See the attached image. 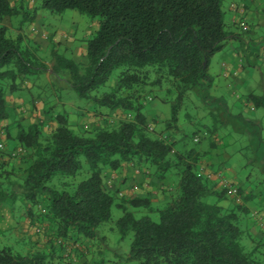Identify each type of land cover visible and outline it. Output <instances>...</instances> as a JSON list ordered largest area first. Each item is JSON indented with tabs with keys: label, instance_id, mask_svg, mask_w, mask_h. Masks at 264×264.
Masks as SVG:
<instances>
[{
	"label": "trees",
	"instance_id": "trees-1",
	"mask_svg": "<svg viewBox=\"0 0 264 264\" xmlns=\"http://www.w3.org/2000/svg\"><path fill=\"white\" fill-rule=\"evenodd\" d=\"M224 2L42 0L41 8L53 14L77 10L100 20L98 31L87 41L88 64L66 56V48L62 54L53 51L54 80L47 83L48 88L55 87L54 81L67 86L86 102L80 108L105 119V127L82 126V134L70 127L65 113L55 110L57 104L44 106L40 115L36 106V119L26 125L14 114L15 105L7 96L22 93L24 84L49 69L33 49L23 45L21 35L9 37L8 27L0 23V134L5 133L7 142L23 149L27 163L20 196L14 190L12 173L4 171L6 162L15 159L13 152L2 151L0 138V206L15 212L16 203H20L31 219L38 210L41 218L53 225V238L65 248L66 241L104 242L98 229L111 220L116 205L123 212L116 224L122 239L132 235L124 264H264L260 244L252 251L244 246L241 222L244 215H250L246 190L228 180L223 170L212 169L204 161L205 152L194 147L183 150L184 138L173 140L176 137L169 132L180 131V112L190 93L202 92L205 99L213 88L212 59L232 37ZM235 6L244 17L245 5ZM20 13L10 0H0V21ZM164 87L168 89L160 100L174 101L173 115L157 133L150 130L143 101L145 92ZM253 98L261 106V99ZM116 111L124 118L110 122ZM113 122L116 124L110 125ZM201 126L194 142L195 137L204 140V128L211 129L208 124ZM179 143L183 149H178ZM206 164L208 171L202 172ZM128 166L156 186L173 178L175 192H164L165 202L159 207L153 206L155 197L125 198L131 189L120 196L122 203H116L117 187H110L105 179ZM224 182L238 190L236 196ZM240 197L243 203H234L235 207L224 203ZM143 209L146 212L138 216L136 212ZM157 214L156 221L152 215ZM259 231L264 235L261 227ZM53 256L0 248V264H48ZM104 258L101 264H108L109 258Z\"/></svg>",
	"mask_w": 264,
	"mask_h": 264
},
{
	"label": "rangeland",
	"instance_id": "rangeland-1",
	"mask_svg": "<svg viewBox=\"0 0 264 264\" xmlns=\"http://www.w3.org/2000/svg\"><path fill=\"white\" fill-rule=\"evenodd\" d=\"M233 0H225L224 2V11L226 14V20L229 18L230 13V5ZM238 1V0H235ZM12 7L20 13L21 11H25L27 13L21 12L12 17H4L0 21V23L6 25L8 27V36L16 39L19 35L23 38V45L28 46L33 49L36 55L39 57L40 62L43 61L48 66L49 72L40 76L37 80H29V84L22 86V97L15 98L14 95L9 94L7 96V100L10 104L15 105L14 114L19 118L21 122L25 125L30 122V120H34L36 115V106L40 105V102H43L44 106L49 107V104H57L55 110L58 112L65 113L70 120V127L77 133L82 134V127L76 125L79 123L80 119L76 116L75 110L76 104L78 109L80 106L86 105L84 100H81L75 91L67 89L68 87L62 85L58 81H54L55 87L48 88L47 83L53 82V77L51 75L53 66L55 63L53 57L54 51V41L51 38L57 37V32L60 34V29L62 28L63 32H69L70 30H75L78 33V37L89 40L99 29V19H92L86 14H83L77 10H68L63 12L62 14H53L41 8L42 0H10ZM234 9H238L237 6H234ZM37 12V16L35 18V13ZM60 22V23H59ZM63 23V24H62ZM242 23L239 24L242 26ZM63 35H67L64 34ZM40 38L44 39L40 41V43H35L34 39ZM67 37H65V40ZM59 53H62L61 48H58ZM67 53V52H66ZM65 53V54H66ZM219 55L216 54L212 59V64L209 69L210 74L214 77V88L211 89L212 96L215 98H219V95H223V97L230 105V113L228 116V125L225 127H220L224 143L225 152L223 154L225 158L224 164V173L227 176L236 175L238 177L239 182L243 184L250 185L253 189H259L264 192V162L257 156V154L250 147V139L247 136H243L240 133V129L236 127L238 122L237 118H241L244 121L255 120V117H260L263 115L264 108L259 107L257 111L254 113L250 111V109H246V103H243L238 99L232 92L229 84L231 79L227 73H222L221 64H219ZM66 56L71 57L70 54H66ZM264 57L256 59L257 66L255 67V71L252 73L250 77V81H248V85L242 88L239 87L237 90L242 97H245L250 94V92H254L255 94L264 96V73L261 70V67L264 62ZM252 60V59H251ZM253 62V60H252ZM115 82L111 83V86L114 85ZM115 86V85H114ZM168 87H164L162 90L158 91L157 89H153L151 92H145L144 96V114L147 116L149 121L150 130H154L157 133H160L161 129L165 126V122L169 121L173 115V105L174 101L171 102H162L160 100L161 97L165 96ZM189 100L187 99L186 105H183L182 110L180 112V120L179 127L180 131H176L175 129L170 130V135L173 134L176 138L173 140H181L184 138L183 145L185 144V148H181L182 144H177L178 149H183L185 151H189L191 148L205 149V142L212 138L214 133L211 134L210 137L204 138L199 143L194 142L195 133L202 127L201 125L208 124L212 121V117L216 114L213 113V109H209L208 107H200L204 105L202 102L203 96L200 95L197 91L190 93ZM14 96V99L11 97ZM57 96V100H55ZM60 97L65 99V105L62 103L55 102L58 101ZM25 98L26 102L20 103L22 99ZM39 99L36 103L34 102L36 99ZM18 101V102H17ZM35 107V108H34ZM24 108V109H22ZM84 115H87V110L82 109ZM219 110V109H218ZM229 110V109H227ZM90 113V112H89ZM124 118V115H120L117 119H112L113 121H117V123ZM112 120L110 122H112ZM218 122L213 121V124H218ZM250 123V122H249ZM8 122L2 124L3 127L7 126ZM116 124V122L111 123L110 125ZM90 125V124H89ZM221 125V124H220ZM244 125V124H243ZM90 129L91 126L88 124L83 125ZM264 126V121L263 125ZM234 129V130H232ZM254 129V128H252ZM211 131V130H210ZM229 131L232 133L226 136ZM202 134H205L203 131ZM16 134V132H14ZM264 136V131L261 132ZM208 136V135H206ZM220 136V135H219ZM0 138L7 148L3 147L2 151L8 149L11 152L16 151L17 147L16 143L7 142L6 134L1 132ZM211 144H214L212 142ZM180 146V147H179ZM202 151V150H201ZM22 156L15 158L13 161L10 160L6 162L5 170L8 173H12L11 179L15 182L14 190L15 192L21 196L23 189L21 188L20 181L23 178L24 169L27 166V163L24 161ZM133 168V167H132ZM135 169V168H133ZM3 171V169H2ZM111 178L106 179V181L110 180L114 182L117 178L110 176ZM249 180V182H248ZM152 181L148 184L152 189H156L159 196H164V192L172 190L174 193L176 189V181L172 184H162L156 186V184H151ZM178 182V180H177ZM110 186V185H109ZM115 187H117L115 185ZM116 188L115 191L118 195L116 203H122V196L126 191H129L130 188ZM164 187V189H162ZM141 188V187H139ZM146 188V187H145ZM166 191H163L165 190ZM125 198L133 199L136 197V194L129 193L126 194ZM130 195V196H129ZM130 197V198H129ZM159 198V197H158ZM257 198V197H255ZM243 197L234 200H228L224 202L226 206L229 208L235 207L234 203H243ZM261 198L255 200V209L261 210L260 212L264 214V205H261ZM212 201V200H211ZM162 201L154 200L155 207H159ZM254 207L250 209V215L246 214L243 216V220L241 222L242 228L245 231L244 238V246L247 251H252L255 245H261V251L264 253V235L260 229L258 228L257 222L254 220L251 215L254 211ZM130 208V207H128ZM146 211L140 210V212H136L138 216L144 214ZM15 214H16V222L19 223V227L22 228L21 223L27 224V227H23L25 230L24 233H21L22 236H18L15 233L8 232L4 236L0 237V248L4 247H12L17 251H21L23 253H27L29 251L32 252H45L48 256H53L48 259V264H101L103 259L109 258L108 264H124V259L126 255L130 252L131 243H132V235L130 234L125 239H122V236L117 229V221L123 216L122 210H120L116 205L112 208V218L110 221L101 225L98 229L99 238L105 239L104 242L100 243H91L88 241H66L65 248L60 246L58 243L59 240L55 238V229L53 225L45 221L41 218L39 211H35V219L29 218L27 215V211L20 203H16L15 206ZM154 220H159V215H152ZM34 220V221H33ZM240 224V225H241ZM252 228H250L251 225ZM21 231V230H20ZM19 233V232H18ZM22 238V239H21ZM56 240V241H55ZM63 242V240H61ZM57 242V243H56ZM75 243V244H74ZM260 259L264 263V257H260ZM138 264V263H132Z\"/></svg>",
	"mask_w": 264,
	"mask_h": 264
},
{
	"label": "crops",
	"instance_id": "crops-1",
	"mask_svg": "<svg viewBox=\"0 0 264 264\" xmlns=\"http://www.w3.org/2000/svg\"><path fill=\"white\" fill-rule=\"evenodd\" d=\"M237 3H243L245 5L246 14L244 17L242 15H239L235 11L233 5L234 6L237 5ZM243 21L246 22V27H243L239 24V22L241 23ZM227 23L229 30L232 33L231 34L232 37L231 40L228 42L227 46L225 47V49L222 52L218 53L220 54L218 57L219 64H221V69L223 70L222 73L228 74V76L225 77H230L229 80L231 79L229 86L232 89L233 94L238 99H240V101L246 103L243 105V106L246 105V109H250L251 112L254 111L255 113L259 107L264 108V96L255 94L252 91L250 92L249 95L242 97L237 89L239 87L244 88L246 87V85H248V81H250V77L252 73L255 71L254 70L255 67L257 66L256 59L264 57V0H238V1L233 0L230 5V13H229V18L227 19ZM60 31H61L60 34H58L57 32L56 39L55 37H53V35H51V38L53 39L55 46L57 44L59 45L56 48L54 47L55 48L54 51L59 53L58 48H61L63 53L66 48L68 49L66 51L67 52L66 54H70L71 58H73L77 63L81 65L88 64V59L86 57V48H87L88 40L86 41V39L82 40L81 38H79L77 36L78 33L75 30H70L69 32H63L61 28ZM63 33L67 35L65 36L63 35ZM65 37H67L66 40ZM43 40L40 38H35L34 42L40 43V41ZM251 59L253 60V62ZM54 65L55 63L52 64V66ZM261 70L264 73V62L261 67ZM214 86L215 84L213 85V88ZM199 95H202L204 97V94L202 92H200ZM206 95L207 97L205 99L203 98L201 102L204 105H201L200 107H208L209 109L214 108L213 113L216 115L213 116L212 121L209 122V125L212 130L209 128H204L203 132L205 134L203 135L205 138L206 137L211 138L212 133H214V135L212 136L211 139L205 142L206 144L204 147L205 149H199V150L205 152L206 155L204 161L208 165H210L212 169L223 170L224 164L226 162L223 156L225 152L223 149H225V146L223 145L224 140L222 137V135L224 134L222 133L220 127L222 126L226 128V126L229 123L227 114L231 112L230 105H228V102L223 97V95H219V98H215L212 96L211 90ZM14 96L15 98L22 97L20 93L15 94ZM14 96L11 98L14 99ZM253 97H258L261 99V104H260L261 106L258 107V105H256L255 99ZM23 102H26L25 98L22 99L20 103ZM40 103L41 104L40 105L38 104L37 106L39 115L44 107L43 102ZM59 103L65 105V99L63 98V100ZM74 105L76 107L75 114L80 119L79 123L76 124L79 127H82L85 124L94 127L106 126L104 118H100L96 116L94 113H88L87 115H82V113H84L82 112V109H78L76 104ZM120 115H122V112L116 111L111 114L112 116L111 118L118 120V117ZM108 118H110V116ZM111 118L109 119V121L112 120ZM213 121L215 122L219 121V123L213 124ZM263 121H264V111H263V115L257 118L255 117V120L244 121L241 118H237L236 121L233 122H235V125L236 122H238V125H236V127L240 129V133H242L243 136H247L250 139L251 149L257 154V156L261 159V161L264 162V136L261 134V132L264 131V126H262ZM231 133L232 132L229 131V133L224 137L229 136ZM212 142H214V144H211ZM113 175L114 177L117 178L114 182L106 181L105 179V183L110 185V187H114L116 185L117 188L118 187L129 188L130 186H133L130 188L131 194L135 193L136 196L140 198L155 197L154 200L159 202L163 200L162 202H165L164 196H159L156 189H152L151 186H148L150 180H147L142 175V173L136 171L131 166L123 168L118 173L111 174V176ZM227 178L232 183L237 184L238 186L243 187L246 190L247 195L250 196V204H249L250 209L254 207L255 205L254 202L255 200H258V198H261L260 206L264 205V192H262L259 189H253L250 187V185L240 183L238 177H236L235 174L231 176H227ZM173 182H174L173 178L171 179L169 178L165 183L168 185L169 184L174 185ZM256 210L258 209H255L254 211ZM16 218L17 217L15 212L10 210L9 207L0 206V237L4 236L8 232H12L18 236H22L21 233H24L25 231L22 228L27 227V224L21 223L22 228L19 227V223L16 222L17 220ZM252 226L255 225L254 224L251 225L250 228H252ZM258 228L260 229V227Z\"/></svg>",
	"mask_w": 264,
	"mask_h": 264
},
{
	"label": "built area",
	"instance_id": "built-area-1",
	"mask_svg": "<svg viewBox=\"0 0 264 264\" xmlns=\"http://www.w3.org/2000/svg\"><path fill=\"white\" fill-rule=\"evenodd\" d=\"M242 26L243 27H246V23H242ZM227 76V75H226ZM195 142L196 143H199L200 142V137H195ZM2 147V146H1ZM22 153H23V149H18L17 151L13 152L12 153V157L13 158H18L20 156H22ZM207 165V164H206ZM204 165L202 168H201V171L202 172H206L208 171L207 167L208 165L206 166ZM216 175L220 176L219 175V172H214ZM225 188H228L229 189V192L232 196H236L237 193H238V190L236 188H233L231 187V185H229L227 182H224V185H223ZM254 220L258 223V225L261 227V229L264 231V215H262L261 213H258V212H254L252 214Z\"/></svg>",
	"mask_w": 264,
	"mask_h": 264
}]
</instances>
